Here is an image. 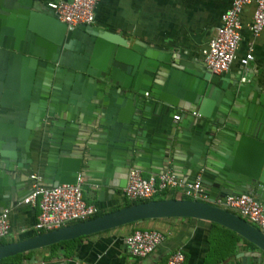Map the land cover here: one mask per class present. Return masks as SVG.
<instances>
[{
	"label": "crops",
	"instance_id": "crops-1",
	"mask_svg": "<svg viewBox=\"0 0 264 264\" xmlns=\"http://www.w3.org/2000/svg\"><path fill=\"white\" fill-rule=\"evenodd\" d=\"M49 1L34 6L45 12ZM230 1L97 0L90 28L72 33L61 50L28 31L22 7L0 21V210L9 209L2 240L35 233L37 209L21 202L32 174L46 188L78 176L83 201L99 215L127 201L129 168L144 177L167 169L185 182L203 169L209 197L247 191L264 207V29L255 37L249 31L253 2L241 10L228 71L208 74L200 60ZM247 52L252 61L242 67ZM133 228L158 230L164 239L133 258L124 244ZM175 249L183 264H255L253 249L235 233L194 219L145 220L34 257L164 264Z\"/></svg>",
	"mask_w": 264,
	"mask_h": 264
},
{
	"label": "built area",
	"instance_id": "built-area-1",
	"mask_svg": "<svg viewBox=\"0 0 264 264\" xmlns=\"http://www.w3.org/2000/svg\"><path fill=\"white\" fill-rule=\"evenodd\" d=\"M96 2L97 0H52L46 3V7L69 31L78 25L92 24ZM251 2L254 4V9L249 31L255 37L264 29V0H231L228 8L220 14L219 25L213 36L200 50L201 63L210 73L219 75L228 71L235 58L240 39V13L243 6ZM250 61H252V55L247 52L238 60V63L244 67ZM190 115L199 118L196 112H191ZM179 118L178 114H174L171 120L176 123ZM28 178L32 181L31 191L21 202L37 209L32 228L35 233L56 230L71 223L90 219L97 214L96 208L86 204L82 199L79 177L75 184H59L50 188L40 186L39 177L35 174L29 175ZM162 192H170L187 200L208 201L199 175L192 182H185L176 178L167 169L155 176L147 177L142 175L140 169H128L122 189V194L127 201L150 200ZM212 204L238 215L264 234V213L261 205L252 196L227 195L214 198ZM8 215L9 209L0 210V240L4 239L9 232ZM163 239V233L158 230L133 228L125 236L124 244L131 257L143 258L152 253ZM183 259V253L175 249L167 255L164 264H183ZM21 264H55V262L38 260Z\"/></svg>",
	"mask_w": 264,
	"mask_h": 264
},
{
	"label": "water",
	"instance_id": "water-1",
	"mask_svg": "<svg viewBox=\"0 0 264 264\" xmlns=\"http://www.w3.org/2000/svg\"><path fill=\"white\" fill-rule=\"evenodd\" d=\"M35 2L36 0H0V21H4L9 14L16 13V9L18 7H22L27 10L23 16L26 19L28 31L38 37L44 45H53L59 50L62 49L63 43L69 40L72 33L76 31H82L85 33L90 28V25H78L68 31L65 29L64 24L55 19L52 12L45 5H42L45 9V12H43L40 9L41 4L40 7L38 6L39 3L36 5L37 7H35ZM205 71L208 74L214 75L207 70ZM203 172V169H199L197 171L201 185ZM196 176L197 174L191 181L188 182H192ZM77 177L78 176H75L74 180L71 182L64 181L59 182L56 185L75 184ZM205 194L208 197L207 202L179 198H164L159 200L154 199L143 201L84 221L75 222L56 230L39 233L15 242L0 244V260L11 258L16 255H24L33 251H39L59 242L75 240L80 237L89 236L125 225L139 223L145 220L194 219L216 224L235 233L242 240L253 246V251L248 253V257L251 258L252 262L255 264H264V234L238 215L223 208L214 206L212 204V200L217 198V196L211 198L208 193L205 192ZM227 195H250L261 205L264 213L262 203L251 192L245 191L235 193L228 190L220 194L218 198ZM246 260L247 259L242 258L240 264H248ZM35 261L38 260H36L34 255H32L24 263H32Z\"/></svg>",
	"mask_w": 264,
	"mask_h": 264
},
{
	"label": "trees",
	"instance_id": "trees-1",
	"mask_svg": "<svg viewBox=\"0 0 264 264\" xmlns=\"http://www.w3.org/2000/svg\"><path fill=\"white\" fill-rule=\"evenodd\" d=\"M164 198H172V199L179 198V199H186L187 200V198L177 197L173 193H170V192H162V193H160L158 195H155L150 200H154V199L159 200V199H164ZM143 201H148V200L125 201V203L122 206L126 207V206L134 205V204H137V203H140V202H143ZM98 215L99 214H96L95 216H98ZM36 234H38V233H34L33 236L36 235ZM80 238H77V239L71 240V241H66V242H59V243H57L55 245L47 247L46 249L51 250L52 248H55V247H58V246H63V245L65 246L66 244L72 243V242H74L76 240H79ZM5 243H7V241L0 240V244H5ZM245 244L250 249H253V246L251 244H249L247 242H245ZM35 253H36V251H33V252H29V253L24 254V255H16V256H13L11 258L3 259V260H0V264H21V263H24L30 256L34 255ZM48 258L49 257H41V260L47 262Z\"/></svg>",
	"mask_w": 264,
	"mask_h": 264
}]
</instances>
